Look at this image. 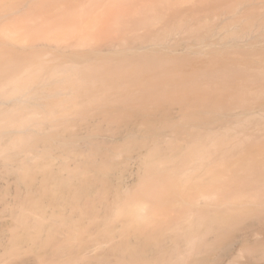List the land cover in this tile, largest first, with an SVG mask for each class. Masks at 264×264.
Instances as JSON below:
<instances>
[{"label":"bare ground","instance_id":"bare-ground-1","mask_svg":"<svg viewBox=\"0 0 264 264\" xmlns=\"http://www.w3.org/2000/svg\"><path fill=\"white\" fill-rule=\"evenodd\" d=\"M0 264H264V0H0Z\"/></svg>","mask_w":264,"mask_h":264}]
</instances>
